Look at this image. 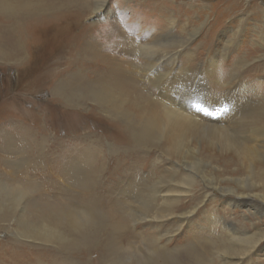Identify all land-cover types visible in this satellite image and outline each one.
<instances>
[{
	"label": "bare ground",
	"instance_id": "bare-ground-1",
	"mask_svg": "<svg viewBox=\"0 0 264 264\" xmlns=\"http://www.w3.org/2000/svg\"><path fill=\"white\" fill-rule=\"evenodd\" d=\"M106 8L107 0H0V59L22 60L28 35L51 34L66 68L50 93L72 120L67 140L53 130L52 140L30 135L31 160L4 171L12 178L18 166L14 182L0 179V229L16 254L0 264H264V80L245 82L240 57L221 77L212 74L220 57L213 52L205 65L186 54L179 63L189 39L173 40L169 28L141 44L114 16L102 31L82 23ZM249 8L260 13L253 33L264 49V6ZM245 23L240 17L234 37ZM81 115L101 132H81ZM0 141L14 146L13 138ZM152 148L160 156L148 162ZM230 155L249 164L247 175L216 168V159L232 163ZM36 172L67 185V196L45 199ZM105 175L116 178L111 201L98 194Z\"/></svg>",
	"mask_w": 264,
	"mask_h": 264
},
{
	"label": "rangeland",
	"instance_id": "rangeland-1",
	"mask_svg": "<svg viewBox=\"0 0 264 264\" xmlns=\"http://www.w3.org/2000/svg\"><path fill=\"white\" fill-rule=\"evenodd\" d=\"M255 2L264 6V0H107V8L102 14V18L96 19L97 16L90 14L83 17L82 23L102 31V25L111 23L108 19L114 16L121 24H124L125 29L132 36L131 38L136 42L140 41L141 44H147L154 35L163 34L169 28L174 34L173 40L183 43L189 39V42L181 50L179 63H185L184 61L190 57L189 64L205 65L207 57L214 53L220 57L218 63L213 67L215 72L212 74L221 77L229 74L227 71L237 64L234 60L240 57L245 60V63L247 62L240 72L241 77L245 82L257 85L261 80H264V71L260 73L257 70L259 71L257 73L254 70V64L262 61L258 60V54L259 50L264 52V49L260 47L262 42L257 37V33H253L254 23H258L260 19V13L249 12L251 10L249 7H252ZM226 7H229L228 11ZM242 16L246 19V23L242 26V34L240 35L239 32L238 36L234 37L232 34L237 29V22ZM172 23L173 26L170 28ZM95 24H99V26H95ZM229 38L235 39V43L224 55L223 50L228 43L227 40H230ZM25 39L27 42L22 54L24 59L15 62H3L0 59V139L13 138L14 141V146H5L0 141V179L6 180L8 184L16 179L14 176H17L18 167L15 169L16 174L14 172L11 175L13 177L7 179L4 171L10 170L9 164L16 165L21 158L29 162L33 152L36 151L30 143V135H44L43 137L48 139L50 137L52 140L47 131L53 130L60 136V140H67L70 134H67L65 128H68L67 124H72L70 116L57 105L50 93L52 83L56 84L57 79L62 77V71L66 68L61 65L62 49L59 45L51 44L56 40H53L52 35L47 32L42 31L38 34L36 32L32 36L28 35ZM131 52L128 55L129 58L139 63L141 60V56L137 54L139 51ZM184 54L188 55L187 59ZM90 64L92 65V63ZM90 75L92 74L88 76ZM78 117L76 119L80 122L81 132H101V128L97 126L93 116L86 115L84 117L81 115ZM28 130L33 133H29ZM11 132L13 136L10 137L7 133ZM70 142L67 141L63 145L68 146ZM58 148V145L50 147L53 151ZM134 152H132L131 158L134 157ZM148 152L147 156L149 157L145 159L148 162L150 158L160 156L156 148H152ZM141 159L144 160V157ZM229 159L233 160L230 164L218 159L214 161L216 168L225 173L223 176L241 177L247 175L244 167L247 168L248 163L242 164L231 155ZM171 162L176 164L173 159ZM182 170H184L183 167ZM34 177L44 185L42 191L38 193L44 195L45 199L67 196L64 191V188L68 189L67 185L63 188L62 183L60 185L54 175L42 179L41 175L36 172ZM112 178L116 180L112 175L99 178L103 181V187L100 188L98 194H100L99 198L102 197L100 199L104 201H111L119 194L118 190L113 192V189L109 188L113 181ZM200 183L205 188L204 183L202 181ZM206 188L214 195L213 197L224 198L220 191L212 190L211 187ZM232 211L238 212V209L235 208ZM12 222L9 225L10 229ZM10 238V234L0 229V260L5 255L16 254V248H11L9 245ZM262 251L264 253V249Z\"/></svg>",
	"mask_w": 264,
	"mask_h": 264
}]
</instances>
